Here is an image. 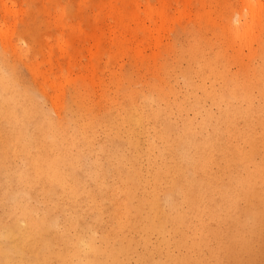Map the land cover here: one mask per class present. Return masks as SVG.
Returning a JSON list of instances; mask_svg holds the SVG:
<instances>
[{
	"label": "rangeland",
	"instance_id": "1",
	"mask_svg": "<svg viewBox=\"0 0 264 264\" xmlns=\"http://www.w3.org/2000/svg\"><path fill=\"white\" fill-rule=\"evenodd\" d=\"M240 23L242 26H238ZM211 58H219L222 74L204 76L202 70ZM263 67L264 0L250 3L248 0H0V79L12 78L16 69L19 78L24 77L15 85L16 97L19 100L29 97L40 107L34 119H27L30 131L35 129L33 122L49 117L63 123L73 138L72 151L78 159L74 162L67 158L65 170L86 174L89 163L104 155L103 149L113 148L116 129L112 118L118 120L124 106L132 103L144 114L152 105L167 108L158 98L160 85L173 88L169 95L171 104H182V113L167 115L173 123L190 120L199 126L211 117L215 120L212 124H217L223 109L213 102L211 93L223 94L230 87L228 81L243 80ZM257 80L253 90L256 104L264 101V89ZM24 85L30 86L28 94ZM73 91L78 95V104H72ZM225 98L236 103L230 96ZM91 123L94 125L92 146L82 148L83 126ZM0 126H3L1 122ZM144 126L136 128L142 146L149 147L150 136L154 137L155 145L152 158H142L147 174L154 173L158 167V149L163 141L156 132L158 124ZM27 133L30 139V132ZM176 147H181L180 141ZM249 151L251 160L260 163L261 156ZM5 161L0 166V175L4 177L8 167H23L17 154ZM104 162L100 165L109 175L111 168ZM237 163L240 166L242 160ZM102 184L101 188L113 185L114 194L111 196L109 191L104 198L111 196L110 199L99 200L101 205L95 212H91L89 202L83 198L65 209L64 200L58 205L52 202L50 191L35 195L19 185L0 187V230L12 223L8 208L17 200H25L37 218H45L42 221L51 222L54 231H65L68 236L65 241L55 242L53 253L44 248L38 254L29 251L32 259L24 263L11 255L12 247L5 234L0 233V249L6 251L0 252V260L7 264H38L46 258L48 262L43 264H72L79 258V264H122L111 258L114 255L119 262L127 264H158L165 261L167 250L174 255L185 254V250L178 248V234L171 228L147 236L132 232L128 235L132 245L126 248L129 255L111 248L120 246L122 240L113 232L119 227L117 216L129 208L131 213L134 210L125 201L146 197L151 189L145 183H138L135 192L126 177L122 180L109 176ZM175 190L172 184L162 182L158 192L164 200L176 196ZM213 201L219 205L221 216L228 214L224 198L216 196ZM241 208L243 218L252 213L244 202ZM78 213L84 217L83 223L77 222ZM260 220L264 224V218ZM206 223L213 227L212 220L207 219ZM223 223L231 226L232 217ZM79 234L87 236L86 239L93 237L88 240H93L95 249L90 244L76 252L71 248V259L64 261L59 255L63 250L68 252L62 249L66 248L63 242L70 243V247L79 242ZM209 234L204 233L205 238L210 239ZM253 235L260 250L258 254L255 251L257 255L248 264H264V232L254 231ZM209 250L204 244L201 250L192 252L193 260L208 255ZM90 255L92 260H86ZM95 255L100 259L95 260ZM224 257L221 264L235 261L232 253ZM103 260L107 263H102ZM169 263L174 264L172 259Z\"/></svg>",
	"mask_w": 264,
	"mask_h": 264
},
{
	"label": "bare ground",
	"instance_id": "2",
	"mask_svg": "<svg viewBox=\"0 0 264 264\" xmlns=\"http://www.w3.org/2000/svg\"><path fill=\"white\" fill-rule=\"evenodd\" d=\"M251 1L248 0L249 3ZM240 20H243L242 16ZM238 26H242L241 23ZM218 59H208L207 66L202 70L204 76L222 74ZM12 76L10 79H0V122L3 124L0 126V166L17 154L22 158L23 167H8L4 174L7 179L0 175V187L4 189L19 185L35 195L50 191L53 193L52 202L58 205L60 200H64L65 209L71 207V202L76 203L83 198L89 202L91 212H95L101 205L99 200L110 199L114 194L113 185L104 188L100 185L105 184L109 176L122 180L126 177L130 183L128 185L135 192L138 183L149 185L151 190L146 197L140 196L137 200L134 196L135 200L125 201L134 210L131 213L129 208L117 216L119 227L113 232L122 240L120 246L111 247L114 250L125 251L129 255L126 248L132 245L129 241L131 237L128 236L132 232L147 236L152 232H167L171 228L178 234V248L186 252L174 255L167 250L165 261L158 264H171V259L174 264H221L229 253L235 258L232 264H248L250 258L258 254L260 245L255 242L253 232H264V224L260 220L264 218V101L256 104L253 90L255 78L264 89V67L243 80L228 81L230 87L223 94L211 93L213 102L223 109L217 124H212L215 120L211 117H207L199 126L190 120L173 123L167 115L171 112L182 113L183 109L181 103H170L169 95L173 88L167 85L157 87L158 98L167 108L152 105L149 112L144 114L132 103L124 106L117 115L118 120L112 118L116 129L113 148L108 151L103 149L104 155L96 162L89 163L86 174L65 170L64 161L67 158L74 162L78 159L72 151L73 138L65 131L61 121L53 117L45 121L37 119L33 122L34 131L27 128V119H34L40 107L29 97L24 100L16 97L15 85L20 83L19 80L23 81L24 77L19 78L18 69ZM24 86L28 94L30 86ZM226 96L235 99L236 103L227 102ZM78 103V95L73 91L72 104ZM152 122L159 125L156 132L163 146L158 149V167L154 173L146 174L142 158H152L154 137H147L149 147L146 149L141 144L140 133L136 128L145 124L148 126ZM93 130L92 123L83 126L82 148H91ZM203 130H206L205 135L202 134ZM27 131L30 132V139ZM177 141L181 142L180 148L176 147ZM249 150L261 156L260 163L251 160ZM238 160H242L240 166ZM102 161L109 164V175L103 172L100 165ZM162 182L172 184L176 196H167L162 200L158 192ZM109 191L111 196L104 198ZM216 196L224 198V208L228 214L220 215L219 205L213 201ZM243 202L252 209L247 218H243ZM7 212L12 216V223L0 233L5 234V239L12 247L9 250L11 255L24 263L32 259L29 251L38 254L44 248L53 253L56 251L53 248L55 242L65 241L68 237L65 231H54L51 222L42 221L45 218H37L31 204L25 200H17ZM228 217H232L233 224L226 227L223 220ZM95 219L99 221L98 216ZM193 219H196L195 224ZM207 219L213 221V227H208ZM76 220L79 223L85 221L79 213ZM204 233H210V239L205 238ZM77 237L79 242L75 241L70 247V243L63 242L66 248L62 249L68 252L63 250L59 255L64 261L66 258L71 259V248L76 252L80 247L93 243V240H88L93 237L86 239L84 234ZM209 240L213 242V247ZM204 244L210 249L209 254L193 260L192 252L201 250ZM92 246L95 249V245ZM0 252L6 253L3 249ZM91 255L86 260L91 261ZM111 258L127 264L119 262L114 255ZM94 259L99 260L100 257ZM79 260L72 261V264H79ZM46 262L48 259L42 258L38 264ZM102 263L107 261L103 260ZM0 264L7 262L0 260Z\"/></svg>",
	"mask_w": 264,
	"mask_h": 264
}]
</instances>
